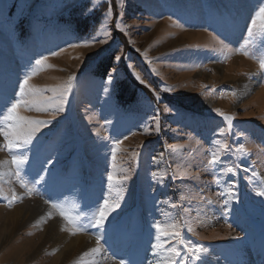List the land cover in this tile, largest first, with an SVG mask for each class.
Wrapping results in <instances>:
<instances>
[{"label":"rangeland","instance_id":"rangeland-1","mask_svg":"<svg viewBox=\"0 0 264 264\" xmlns=\"http://www.w3.org/2000/svg\"><path fill=\"white\" fill-rule=\"evenodd\" d=\"M261 5L264 0H0V118L19 99L37 59L48 57L51 65L30 81L44 97L76 77L64 111L55 103L48 111L21 109L48 121L30 145L10 153L0 136V264H57L60 249L51 244L28 258L53 222L72 227L52 204L80 217L84 230H63L65 241L86 240L81 253L62 264H155L153 225L171 220L182 226L185 242L205 249L187 264H209L212 255L236 264L234 252L264 241V196L258 195L264 189V71L258 63L264 38L245 45ZM247 81L256 86L243 91ZM216 109L235 117L231 127ZM241 144L247 154L236 152ZM214 151L222 163L208 167ZM13 155L28 158L20 179ZM228 167L234 173L225 172ZM110 173L127 179L110 187ZM12 190L23 200L10 208L5 196ZM119 190V207L102 228L93 226L94 213ZM35 202L41 205L37 220L18 231L10 214ZM97 237L102 252L81 260ZM168 247L187 256L179 243ZM249 252L238 264L261 261Z\"/></svg>","mask_w":264,"mask_h":264},{"label":"snow or ice","instance_id":"snow-or-ice-1","mask_svg":"<svg viewBox=\"0 0 264 264\" xmlns=\"http://www.w3.org/2000/svg\"><path fill=\"white\" fill-rule=\"evenodd\" d=\"M107 15H111V12ZM117 27L121 28V31L124 28L117 24ZM249 40L245 41V45L252 42L257 36L264 38V5L259 7V10L255 13V15L251 18L250 26L247 29ZM106 36L109 35L107 32L104 33ZM99 42V41H95ZM105 43L107 41H104ZM222 43V42H221ZM84 47H89V43H85ZM73 48L81 47V45L73 44L71 45ZM241 54L250 55V53L246 50V48L241 49ZM54 55H59V53H54ZM145 58L147 59V54L145 53ZM120 57L117 56L116 60H119ZM48 57H41L35 61V67L32 71L25 75L22 83L20 84L19 89V99H16L11 103V106L6 109V113L3 114L2 118H0V136L4 138V145L2 146L4 149L9 151L10 153L14 150L24 148L30 145L35 138L36 134L39 133L42 127L46 126L48 121L40 120V119H32L27 116L21 115V109H26L28 111L36 110V111H48V106H51L53 103L58 105L55 108L56 111H64V105L67 102V96L71 92L73 87V82L76 77L69 76L66 83L63 85L51 89L53 92L52 97H44L43 90L36 88L30 81L34 76L38 74V72L42 71L46 67H51V65L47 64ZM151 63V61H149ZM259 68L261 71H264V56L258 58ZM115 72V69L112 70ZM155 71V69H153ZM137 78L139 79V74H137ZM112 75H108V84H112ZM141 83H144L141 80ZM107 92L108 89L105 88ZM165 91H171V89H165ZM235 95V93H233ZM157 100L160 99L157 94ZM47 105V106H46ZM166 111H170V109H165ZM217 113L227 121L229 127H231L232 121L235 119L233 115H228L220 109H216ZM119 146V142H117V147ZM180 146H175L174 150L179 149ZM228 150V145H223V151ZM237 153L247 154L248 150L245 148L243 144H241L238 148H236ZM136 153H133V156H136ZM26 155H13L11 159V164L15 165L14 174L20 179V170L21 167L27 163ZM115 150L113 151V169L116 168L115 164ZM220 152L214 151L211 154L210 159L207 162L208 167H214L218 164H221ZM225 172L234 173V169L232 167H228L224 169ZM183 179V177H178ZM198 179L199 177H195ZM127 177H118L115 173H110L108 175V181L110 187H114L115 185H119L123 180H126ZM219 183V180H217ZM21 187L27 189L28 193L31 194L33 191L28 187L26 183L21 179L20 180ZM224 195V193H221ZM258 195L264 196V189L258 191ZM123 198L122 190L117 191L116 200L114 202H110L109 200H105L103 205L94 213L93 215V226L97 228H102L108 219L111 212L115 211L116 208L119 207V201ZM5 199L8 202V206L11 208L14 203L22 202L23 197L17 195L15 190H12L11 197L5 196ZM183 199V197H182ZM46 203H48L46 201ZM163 203V202H162ZM229 201L224 200V204L227 205ZM53 208L59 209L60 216L68 222L72 227L65 228L63 230L69 231L72 235H76L77 232L83 231V227L79 224L80 217L72 214V210L66 208L63 205L52 204ZM172 208H176L177 205L172 204ZM51 213L48 214L51 217ZM167 215V213H165ZM155 229V244L153 247V254L158 258L155 260V264H187L189 258L195 259L199 261L201 259V253L205 251L202 245L191 244L189 242H185L183 236L182 226L176 223L174 220L170 222H156L153 225ZM189 232H192L193 229L189 227L187 229ZM101 237H97V246L95 248L90 249L82 254L81 260L83 257H87L90 255H95L101 252L100 241ZM173 243H179L183 245V248L186 250L187 256H181L180 251L175 248H169L168 245ZM119 264H125L123 260L119 262ZM148 264H153L152 261H149Z\"/></svg>","mask_w":264,"mask_h":264},{"label":"bare ground","instance_id":"bare-ground-1","mask_svg":"<svg viewBox=\"0 0 264 264\" xmlns=\"http://www.w3.org/2000/svg\"><path fill=\"white\" fill-rule=\"evenodd\" d=\"M256 86L255 83L245 82L243 91L254 88ZM0 165H4V158L0 155ZM7 167V164H5ZM34 204V205H33ZM33 204H26L23 205L15 210L14 213H11L10 215L14 218L15 228H18V231L20 229H26L30 225L32 220H37V214L41 208V205L37 202ZM37 224H39L37 222ZM13 226V225H12ZM41 242L38 246H35L32 251L28 253V258H31L33 255H37V253L40 252V249L43 248L45 245H50V248H57L59 253L57 254V264H62L74 255L78 254L83 249V243H85V238L83 236H80L78 238H73L69 242L65 241V235L63 234V227H61L60 224L53 222L51 226H48V228L40 235ZM29 241H25L24 244H22L21 249L27 248L29 246ZM24 245V246H23ZM97 245V244H96ZM260 242L254 245H251L248 249L246 248H239L238 251L233 253L232 259H235V263H242L243 259H246L245 257L247 254L250 255L249 249H252V255H264V250L262 249V246H259ZM101 246V252L103 250L102 245ZM61 248L63 250L61 251ZM100 252V253H101ZM241 252V253H240ZM255 252H258L255 254ZM81 253V252H80ZM98 253L97 255H99ZM42 254V253H41ZM128 257V256H127ZM231 257V256H230ZM226 258V257H224ZM129 259L132 261L136 260L135 254H130ZM224 260V259H223ZM230 260V258L228 259ZM211 261V262H210ZM226 261V260H225ZM231 261V260H230ZM55 262V261H54ZM253 262V261H252ZM209 264H232L229 262H223L215 255H212L211 259H209Z\"/></svg>","mask_w":264,"mask_h":264}]
</instances>
